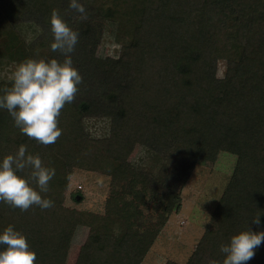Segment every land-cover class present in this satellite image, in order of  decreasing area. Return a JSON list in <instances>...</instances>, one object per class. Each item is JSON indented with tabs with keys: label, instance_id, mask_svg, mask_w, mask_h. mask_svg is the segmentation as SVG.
<instances>
[{
	"label": "trees",
	"instance_id": "1",
	"mask_svg": "<svg viewBox=\"0 0 264 264\" xmlns=\"http://www.w3.org/2000/svg\"><path fill=\"white\" fill-rule=\"evenodd\" d=\"M69 2L0 0V66L29 57L62 60L50 48V17L58 9L80 34L72 58L83 77L74 101L61 109L62 134L52 144L22 134L0 109V158L24 144L55 168L43 194L54 206L21 211L0 203V230L13 224L24 233L36 264H66L56 260V234L83 222L91 235L75 264H142L181 211V191L195 165L226 150L238 157L233 176L185 264L222 262L221 243L248 227L264 230V0H82L87 19ZM26 21L41 29L29 43L17 29ZM107 35L120 47L117 57L94 53ZM219 59L226 61L223 77ZM9 85L2 81L0 89ZM86 116L109 118L113 134L91 139ZM113 142L145 146L159 173L114 154ZM84 167L111 175L103 213L64 206L74 170ZM246 264H264V243Z\"/></svg>",
	"mask_w": 264,
	"mask_h": 264
},
{
	"label": "clouds",
	"instance_id": "2",
	"mask_svg": "<svg viewBox=\"0 0 264 264\" xmlns=\"http://www.w3.org/2000/svg\"><path fill=\"white\" fill-rule=\"evenodd\" d=\"M69 8L88 18L82 0H70ZM53 41L52 52H59L63 59L29 57L16 66L9 86L0 89V109H6L14 126L20 132L43 145L54 143L62 134L58 126L61 109L74 101L83 82L79 69L74 66L72 53L79 41V32L72 28L58 9L50 17ZM30 170L24 175L25 170ZM55 176V168L45 166L38 154L20 145L13 154L0 158V203L27 211L33 206L41 210L54 206L51 198L45 197L49 182ZM261 224L260 216L252 218ZM264 243V230L254 231L248 227L221 243V261L210 260L209 264H246ZM37 253L30 246L27 236L15 225L9 224L0 230V264H36Z\"/></svg>",
	"mask_w": 264,
	"mask_h": 264
},
{
	"label": "rangeland",
	"instance_id": "3",
	"mask_svg": "<svg viewBox=\"0 0 264 264\" xmlns=\"http://www.w3.org/2000/svg\"><path fill=\"white\" fill-rule=\"evenodd\" d=\"M109 23L107 22L108 33L111 27ZM17 29L27 43L33 41L41 33L39 25L35 22H18ZM93 50L100 58L117 57L120 47L107 35L105 41L96 44ZM225 64L224 59H219L218 77L224 76ZM15 68L14 62L0 66V82L11 83L10 77ZM84 122L86 132L91 139L103 140L114 132L112 121L109 118L86 116ZM122 130L123 127H120L119 132L121 133ZM79 134V130L73 132L78 141H80ZM112 144L114 154L117 156L127 157L128 160L138 164L139 169L145 168L159 173L158 167L148 164L150 159L147 158L146 147L142 144L136 143L131 148H126L117 142ZM237 158L236 154L221 150L214 162L201 161L195 165L188 182L181 191V211L171 216L142 264H165L167 260L181 264L188 262L233 176ZM143 164L148 165L143 166ZM110 189V174L85 167L76 168L66 190L64 206L85 212L103 213ZM79 193L83 195V199L76 201L74 195ZM61 230L56 234L58 243L56 260L61 263L75 264L82 247L91 235V226L76 222Z\"/></svg>",
	"mask_w": 264,
	"mask_h": 264
},
{
	"label": "water",
	"instance_id": "4",
	"mask_svg": "<svg viewBox=\"0 0 264 264\" xmlns=\"http://www.w3.org/2000/svg\"><path fill=\"white\" fill-rule=\"evenodd\" d=\"M78 199H79V196H78Z\"/></svg>",
	"mask_w": 264,
	"mask_h": 264
}]
</instances>
